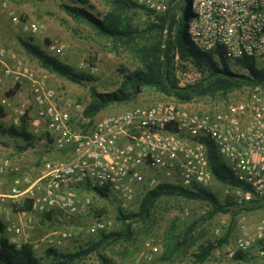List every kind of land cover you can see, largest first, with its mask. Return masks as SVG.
Listing matches in <instances>:
<instances>
[{
	"label": "built area",
	"instance_id": "2783aa9c",
	"mask_svg": "<svg viewBox=\"0 0 264 264\" xmlns=\"http://www.w3.org/2000/svg\"><path fill=\"white\" fill-rule=\"evenodd\" d=\"M150 9H158L153 0H133ZM194 19L186 33L191 43L204 53H221L233 63L245 57L264 64V0H193ZM12 22L36 33L40 25L12 13ZM50 52L65 55V47L53 41ZM0 63L5 77L15 84L27 80L30 84L26 104L14 108L11 98L0 87V107L15 110L9 116L11 126L20 127L26 120L29 131L36 137L49 135L55 150L70 151L68 160L45 163L41 180L25 191L30 210H18L16 221L5 219V234L16 248L29 244L34 251L42 246L60 248L79 235L70 230L47 234L39 241L21 238L25 227H31L36 215L62 212L68 217L90 212L94 201L80 198V187L99 190L117 202L124 213H129L138 195L144 197L160 185L168 184L184 189L209 188L216 182L209 160V143L223 158L234 178L244 187L231 188L232 200L242 204L255 198L264 200V87L244 86L230 93L224 106L192 110L191 101L175 100L150 106H134L121 113L88 117L85 111L90 103L70 100L49 84L47 72L37 73L27 67L11 68L0 52ZM176 71L178 87L187 92L188 76L200 78V70ZM261 65V64H260ZM2 80H0L1 83ZM186 104V105H185ZM7 117V116H6ZM76 117V120H75ZM74 121L79 122L74 127ZM14 169L9 156H0V176ZM14 197L20 196L17 188ZM5 210L0 206V217ZM112 222L98 216L87 233L107 232ZM235 240L236 252L250 253L257 249V257L264 261V220ZM84 238V237H83ZM162 252L159 245L145 243L143 259L152 263ZM131 264V263H126Z\"/></svg>",
	"mask_w": 264,
	"mask_h": 264
},
{
	"label": "rangeland",
	"instance_id": "374dc122",
	"mask_svg": "<svg viewBox=\"0 0 264 264\" xmlns=\"http://www.w3.org/2000/svg\"><path fill=\"white\" fill-rule=\"evenodd\" d=\"M78 1L0 0V52L4 53L5 63L9 67L17 68L20 66L27 67L37 73L47 72L50 86L58 92H63L70 100L90 103L92 101L93 88L99 93L115 91L121 86L126 75L135 71L139 65L136 57L125 47L116 46L109 40L99 37L91 27L85 23L73 20L62 9V5L83 7ZM87 1L89 6H85V8L99 18L104 17L111 8V0ZM153 1L157 7H160V10L146 7L147 9L160 14L172 10L171 14L181 15V8L179 7L183 4V0ZM184 9L188 10L187 1H185ZM10 13L20 17L22 21L38 23L40 30L33 33L14 25L9 16ZM132 17L135 24L141 29H145L152 21L146 10H139L137 13L132 14ZM187 26V23H185L184 30L187 29ZM149 39L151 37L147 35L146 40H141L140 42L146 44ZM20 40L32 41L42 47L49 55L57 57L62 62L72 66L77 72L92 75L95 81L76 84L50 73L41 67L38 60L30 57L25 52ZM53 41H59L64 45V56H57L50 52L49 46ZM186 63L187 61H181L178 57L175 60V74L177 70L187 74L191 72ZM192 70H198V68L193 66ZM233 71L237 70L233 68ZM237 72L248 75L243 70H238ZM182 79L189 81L187 88L196 90L207 81L208 75L201 72V76L197 80H194V76L189 78L185 75ZM0 80H2L0 87L11 98L14 108L17 109L27 103L30 98V84L27 80H24L22 84H15L12 78L5 77L4 66L1 63ZM15 89H18V91L15 94H10ZM175 100L178 99L174 96H164L155 91L145 90L132 103L113 106L103 111L99 116L121 113L127 108L134 106H150ZM227 102L228 99L221 97L196 96V100L188 103L187 106L192 110H202L214 105L224 106ZM6 114L7 117L0 119V123L10 127L12 119L9 116H15V110H6ZM78 126L79 122L76 123L74 121V127ZM1 135L0 140L5 139L0 141L1 147L6 148L5 146H7L8 149L11 147L17 149L18 144L23 146V141L13 140L8 136L2 137L4 135ZM39 137L45 138L46 135ZM8 149L5 156H9L14 163L17 161L18 164L24 166V170L22 169L23 173L25 174L26 172L25 175L31 176L34 181L42 175L45 163L64 161L70 158L67 153L55 150L52 145H41L39 141H35L34 146L26 153L19 150L17 153L9 152ZM9 174L1 176L0 179L8 178ZM10 175L12 177L16 176L13 173ZM19 176L20 178L24 177L23 174ZM207 189L224 206L228 205V196L235 195L228 187L221 185L217 181ZM76 192L80 198L89 196L93 199L94 205L90 212L71 217L62 212H54L50 219L46 216L36 215L33 225L28 230L29 239L34 241L41 240L47 234L64 230H70L79 235L77 238L67 241L60 248L42 246L39 250L34 251L36 256L45 263L53 261V258H48L47 256V252L50 249H55L62 254H74L82 247H88L91 243L104 241L103 236H109L113 233H126L127 225L130 224L132 231L130 237L125 236L118 241H105L97 251L89 254L85 260L77 264H264V261L256 255L257 249L251 251L245 261L235 259L237 253L235 240L243 233L242 227L250 228L264 219V207L253 209L255 205L249 203L244 205V207L232 206L228 208L227 212L213 214L214 207L210 202L189 201L183 197H165L154 206L148 219L123 222L118 219L121 211L117 202L112 198L103 197L82 187L78 188ZM142 199L141 195L137 196L130 213L139 211ZM0 204L5 212L6 210L13 212L11 204L8 206L5 203ZM98 216L110 220L113 226L107 232L88 235L89 227L95 223ZM148 241L159 245L162 250L161 254L156 256L152 263H147L143 259L145 243ZM179 241L184 243L180 252L171 261L165 260L164 257L167 256L169 244L176 245ZM219 242H222V246L213 251L208 261L204 263L197 261L195 255L200 253L202 246H206L209 243L218 245Z\"/></svg>",
	"mask_w": 264,
	"mask_h": 264
},
{
	"label": "trees",
	"instance_id": "16d2710c",
	"mask_svg": "<svg viewBox=\"0 0 264 264\" xmlns=\"http://www.w3.org/2000/svg\"><path fill=\"white\" fill-rule=\"evenodd\" d=\"M185 1H187L188 10L184 9ZM192 1L183 0L184 5L182 4V7H179L181 8L180 16L176 13L171 14L172 10L163 14L156 13L133 0H111V8L102 18L93 15L85 8V6H89L87 0L78 1L83 7L62 5L64 12L73 20L85 23L99 37L109 40L114 45L125 47L136 57L139 65L135 71L126 75L121 86L115 91L99 93L93 88L92 101L85 111L86 116L93 118L113 106L130 104L145 90L155 91L164 96H174L184 102L191 101L194 95L227 99L230 93L241 90L244 86L258 85L264 87V65H260L257 60L245 57L231 63L221 53H218L219 59L217 60L215 53H204L191 43L186 30H184V24L187 23L188 25L195 17L191 11ZM139 10H146L150 19H152L145 29L139 28L132 17V14L137 13ZM147 35L151 39L146 41V44H142L140 41L146 40ZM20 43L25 52L30 57L38 60L41 67L50 73L76 84L95 81L92 75L77 72L72 66L62 62L57 57L49 55L42 47L32 41L20 40ZM178 57L181 61L192 62L198 70L207 74V81L196 90H191V92L180 89L175 74V60ZM233 68L237 71H246L248 75L239 74L237 71H233ZM17 91L18 89H15L10 94H15ZM6 116L5 109L0 107V119ZM0 134L25 142V145L18 147L23 151L33 147L37 139L29 131L26 120H23L20 127H6L0 123ZM46 137L50 142L52 141L49 135H46ZM63 152L68 153V151ZM209 160L215 180L218 183L226 187L243 188L245 191L250 190L249 187H244L237 182L226 162L217 154L211 143H209ZM95 192L103 197L106 196L99 190H95ZM165 197H183L189 201L210 202L214 207L213 214L227 212L228 208L232 206L244 207L249 203L255 205L253 209L264 207V200L259 198L249 202L243 201L242 204L229 198L228 205L224 206L208 189L202 188L194 191L164 184L143 197L137 213H124L120 209L118 219L123 222L138 219L146 220L149 218L154 206ZM22 209L30 210L29 202L26 207L20 208V210ZM53 214L50 213L45 216L50 219ZM127 226L126 233H113L109 236H103L104 241L91 243L88 247H82L74 254H62L55 249H50L47 256L53 258V261L45 263L36 256L31 245L25 244L21 249H18L11 244L5 235V227L0 222V264H77L85 260L89 254L97 251L105 241H118L125 236L130 237L132 235L130 224ZM183 244L180 241L176 245L169 244L167 256L164 257L165 260L171 261L174 259V256L182 249ZM221 246L222 242H219L218 245L209 243L202 246L200 253L195 255L197 261L200 263L208 261L213 251ZM250 253L237 252L235 259L245 261Z\"/></svg>",
	"mask_w": 264,
	"mask_h": 264
},
{
	"label": "crops",
	"instance_id": "0c3cea01",
	"mask_svg": "<svg viewBox=\"0 0 264 264\" xmlns=\"http://www.w3.org/2000/svg\"><path fill=\"white\" fill-rule=\"evenodd\" d=\"M2 137H7V136H2ZM9 138H11V137H9ZM36 138L37 139L35 141H39L41 145H44V146L52 145V143H51L52 141L50 142L47 139V137H45V138L44 137H36ZM11 139H13V140H20V139H15V138H11ZM4 140L1 139L0 141H4ZM23 145H25V142L23 143ZM20 146H22V145H19L18 144L17 145V149H15V147H11L10 149H8L7 146H5L6 148L0 146V156H5L7 154L6 153L7 149H8L9 152L13 151L14 153H17L18 150L21 151V152H23V150L18 149V147H20ZM29 149L24 150V153H26ZM67 155H69V157L71 156V154L69 152L67 153ZM12 162H13V160H12ZM13 167H14V169L16 168L18 170H14V171L10 172V174L13 173V175L15 174L16 176H13L12 177V175L9 174L8 175V178L0 179V203H5L6 206H8L9 204H11L12 209H13V212H9L8 210H6V212L3 214V216L0 217L1 218L0 219L1 221L0 222L3 224V226H4V223H5V219L4 218H9L10 221H16L17 220L18 210L20 208L26 207V205L28 203V201L26 200V197H24L25 196V194H24L25 191L27 189H29L30 187L38 184L40 182V180H41V176L38 177L35 181L32 179L31 176H29V175L26 176L25 175L26 172H25V174L23 173L24 172L23 171L24 170V166L18 164L17 161L15 163L13 162ZM21 174H23L24 177L20 178L19 175H21ZM17 176H19V177H17ZM14 188H17L19 190L20 196L14 197V195H13V189ZM86 190H88V189H86ZM0 206H2V205L0 204ZM262 220H264V219H262ZM28 230H30V227L29 226H26L25 227V233H26V235L21 238L24 241L26 240L27 237L30 238V234L28 233ZM6 237L8 239H10L9 236L6 235Z\"/></svg>",
	"mask_w": 264,
	"mask_h": 264
}]
</instances>
